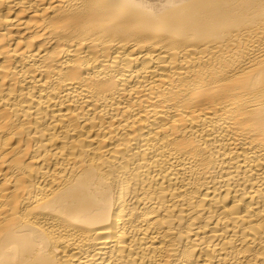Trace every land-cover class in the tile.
Wrapping results in <instances>:
<instances>
[{"label":"bare ground","instance_id":"1","mask_svg":"<svg viewBox=\"0 0 264 264\" xmlns=\"http://www.w3.org/2000/svg\"><path fill=\"white\" fill-rule=\"evenodd\" d=\"M0 264H264V0H0Z\"/></svg>","mask_w":264,"mask_h":264}]
</instances>
